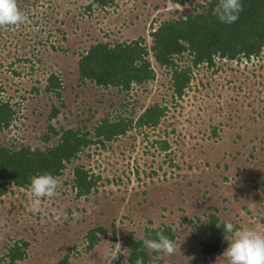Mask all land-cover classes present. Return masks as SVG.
I'll return each instance as SVG.
<instances>
[{"label": "rangeland", "instance_id": "rangeland-1", "mask_svg": "<svg viewBox=\"0 0 264 264\" xmlns=\"http://www.w3.org/2000/svg\"><path fill=\"white\" fill-rule=\"evenodd\" d=\"M89 1L17 0L24 22L0 27V84L18 108L0 144L44 148L59 138L44 140L48 124L92 128L106 115L136 120L155 102L168 110L155 128L134 124L105 146L86 148L39 213L29 210V187H10L0 198V264H57L66 254V264H129L128 234L139 239L158 226L174 231L176 250L158 252L154 264H228L224 234L218 250L203 254L212 239L203 228L215 214L218 224L264 232V53L199 65L182 97L173 95L169 69L155 63V79L129 91L83 83L79 53L92 43L143 36L151 44L153 26L201 0H117L87 10ZM52 72L64 82L61 99L45 90ZM53 106L60 112L50 118ZM80 162L101 179L90 195L77 197L72 168ZM98 226L108 233L87 250V232ZM17 241L29 243L27 256L11 263L4 254Z\"/></svg>", "mask_w": 264, "mask_h": 264}, {"label": "trees", "instance_id": "trees-1", "mask_svg": "<svg viewBox=\"0 0 264 264\" xmlns=\"http://www.w3.org/2000/svg\"><path fill=\"white\" fill-rule=\"evenodd\" d=\"M117 0H90L85 7L90 10L93 5L107 9ZM243 11L232 24L221 23L214 12L219 0H201L194 3L191 9L176 16L160 20L153 26L150 35L151 44L143 36L132 40H98L81 51L78 59L79 80L90 81L97 87L117 88L129 91L134 85H143L155 79L154 63L167 68L171 74V88L175 97H182L193 79L194 68L206 63L214 66L216 59L223 61H245L259 57L264 53V0H241ZM45 90L53 92L57 99L62 98L65 88L63 80L52 72L48 75ZM3 86L0 84V131L9 128L18 112V108L4 98ZM168 106L155 102L137 116H121L111 119L108 115L88 128L87 123L81 127L56 128L48 124L43 135L47 142L52 136H59L58 141L44 148L26 144H0V198L7 194L10 187H29L33 175L48 172L59 178L67 164L79 157V154L94 144L105 146L126 134L134 124L139 127H157L166 115ZM60 108L53 106L50 118L58 115ZM131 115H135L130 112ZM157 143L160 141L157 140ZM163 150L170 148L169 142L161 141ZM72 183L76 196H88L96 189L100 175L90 174L83 162L72 168ZM220 219L211 214L210 222L203 228L212 239L203 242V254H210L220 248L223 225L217 227ZM163 231L171 239L176 236L170 227L158 226L147 229L142 237L155 238L156 232ZM101 233L107 234L103 226L88 230L87 250L94 247ZM27 241H17L9 246L4 258L11 263H18L27 256ZM128 263L135 264L137 257H143L144 264H154L153 256L158 252L141 250L142 241L128 234ZM66 254L57 264H66ZM156 264H163L157 258Z\"/></svg>", "mask_w": 264, "mask_h": 264}, {"label": "clouds", "instance_id": "clouds-1", "mask_svg": "<svg viewBox=\"0 0 264 264\" xmlns=\"http://www.w3.org/2000/svg\"><path fill=\"white\" fill-rule=\"evenodd\" d=\"M243 11L241 0H219L214 15L221 23L232 24ZM25 20L24 13L18 7L17 0H0V27L16 26ZM59 179L51 173L33 175L29 185V210L36 214L40 212L41 201L46 197H53L59 187ZM217 227H221L217 224ZM224 240L227 247L222 256L228 264H264V232L253 227L237 226L232 222L223 225ZM141 250L160 252L167 255L174 254L176 244L163 231L156 232L155 238L141 237ZM110 261L116 259L111 256ZM135 264H144L143 257H137Z\"/></svg>", "mask_w": 264, "mask_h": 264}]
</instances>
